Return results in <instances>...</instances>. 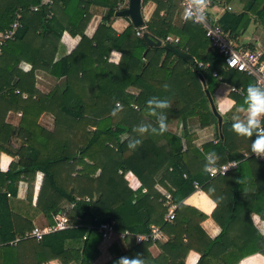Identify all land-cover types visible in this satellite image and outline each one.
I'll return each mask as SVG.
<instances>
[{
  "label": "trees",
  "instance_id": "trees-1",
  "mask_svg": "<svg viewBox=\"0 0 264 264\" xmlns=\"http://www.w3.org/2000/svg\"><path fill=\"white\" fill-rule=\"evenodd\" d=\"M39 1L0 0V32L10 27L17 13L22 14V28L17 32L14 41H8L3 46L0 54V156L2 150H6L4 146L14 133L28 147L27 151L10 153L12 156L17 154L19 161L12 163L7 173L0 172V211L9 209L7 197L1 192L2 188L15 190L21 181L27 180L31 195L29 200H32L34 190L32 182L37 172L43 173L45 177L36 206L51 223L54 224L52 218L62 211L64 204H72L77 199L79 202L69 213L74 227L48 235L42 242L28 240L32 251L37 255L43 253L45 249L54 253L58 250V247L55 248L56 242H60V252L62 250L64 254H71L73 245L83 242L82 251L78 250L77 255L72 258L78 264H93L100 254L98 246L104 240L96 229L101 223L115 222L117 232L129 231L133 235H148L151 233V226L158 225L170 238V246L165 249L168 257L164 255L161 260L153 261L149 255L143 254L150 245L143 244L139 248L131 249L132 253L129 251L127 256L119 255L114 264H118L121 257L133 258L137 255L145 258L146 264H176L174 258L180 250L184 253L182 260L189 252L197 251L201 255L199 264H204L212 260L204 246L210 247L212 251L217 243L224 241L230 226L242 222L245 232L248 229L252 230L254 226L250 214L253 210L258 212L264 210V206L263 208L259 206V203L264 204V164L257 163L254 157L243 158L245 152L252 153L251 137L238 136L228 124L223 125L219 132L217 117L213 114L205 94V90H208L213 96V81L217 79L213 77V72H217L229 84L243 88L245 92L251 84L249 77L235 70H225L224 60L215 49L209 53L200 51L199 46L205 32L192 20H187L178 30L180 42L177 48L187 52L198 62L209 63L208 69L197 68L195 63L184 60L165 47L150 48L143 57L142 50L145 51L147 45L143 39L131 40L134 28L130 27L113 41L121 43L130 41L134 49L141 52L133 57V53L129 54L130 61L127 60L126 64L122 62L116 67L117 72H113L110 67L114 66L108 64L106 60L111 48L114 47L113 42L105 41L102 44L98 36L93 39L85 36L91 16L85 15L86 6L82 7L84 1L53 0L52 7L42 6L39 12H32L31 8ZM118 1L89 2L104 4L113 13ZM149 1L151 0H144V3ZM152 1L158 7L153 15V23L147 28L152 36L163 40L167 32L160 30L161 26H157L155 20L159 18L163 7L175 8L174 0H166L165 3L160 0ZM215 1L226 7L233 0ZM239 2L243 5L242 13L226 11L219 21L220 26L234 38L249 28L251 16H255L264 25V0ZM59 11L65 14L66 22L69 23L68 29L59 22ZM56 23L61 26L59 34L55 30ZM72 24L74 30L71 29ZM40 28L43 33L37 35ZM100 28L101 32L104 28ZM63 31H68L72 36L78 34L82 40L71 55L53 65L56 46ZM37 36L41 39V44L39 41L32 42ZM93 44L96 47L92 48ZM164 53L173 55L178 64L172 68H162L160 59ZM126 55L127 52L124 51V60ZM24 58L32 63V70L28 73L21 72L17 67L18 62ZM143 58L147 63L142 74H138L137 69L141 66ZM40 67L54 77L66 78V89L62 92L53 91L45 96L37 92L34 89L35 71ZM178 67L183 68L185 73L177 71ZM104 68L109 71L106 77L102 75ZM57 70L60 71L57 73ZM96 71L101 75L96 74ZM160 74L164 75L162 80L158 79ZM15 78L17 80L13 82ZM201 78L205 79V89ZM172 83H175V86H172ZM89 84L96 92L86 97L84 90ZM164 85H167V88L163 89ZM132 86L140 89L137 97L126 92L127 88ZM15 92L19 93L16 95ZM25 95L28 97L24 100ZM153 96L168 99L170 107L165 110L167 116L184 119V126L187 125L185 120L190 117L199 118L200 128L214 126L216 139L199 147L193 145L190 139H186L187 150L182 153V138L168 131L162 134L146 133L140 137V134L134 131L137 125L155 123V117L149 114L146 105V101ZM93 97L94 102L91 103L90 99ZM237 100L242 101L243 108L246 107L245 98ZM118 103L119 107L116 106ZM131 104L137 105L139 111L131 109ZM114 109L119 111L112 115ZM18 111L22 112V119L18 129L14 130L6 124L5 118L9 112ZM44 113H51L55 117L52 131L39 125ZM124 134L128 137L122 142L121 136ZM137 138L141 139L137 148L128 149V140ZM212 151L217 155V167L237 160L240 162L238 169L225 177L211 178L203 169L205 153ZM195 164L199 165L197 169L190 168ZM128 172H132L141 183L137 191L130 189L125 180ZM200 174L203 175L201 179ZM247 178L249 180L246 182ZM166 181L171 182L175 189L168 187ZM249 181L254 185L249 184ZM195 182L199 188L200 185L207 184L203 190L218 206L213 219L222 228V233L213 241L206 238L200 229L201 222L206 219L205 215L196 212V216L187 217L183 214V209L187 208L181 204V200L196 190ZM158 185L171 195L168 193L163 195L157 188ZM209 188L213 189L211 193L208 191ZM249 190H254V193L251 195ZM183 191L184 196L179 198L177 192ZM244 192L246 193L243 194ZM166 195L171 196L169 201ZM244 197L246 198L243 199ZM253 199L257 208L249 210L247 204L243 205L242 213L245 212L247 217L243 219L239 216L238 207L244 201ZM167 202L178 207L175 210V219L166 222L163 214L159 212V207L163 211L162 205L164 207ZM228 204L231 205L230 210H224V206L228 207ZM221 211L222 218H219ZM80 226L83 229H76ZM0 232L3 241L12 239L10 232L6 231V235L2 226ZM24 234L25 232L20 236ZM184 238L187 239V243L184 242ZM128 240L133 241V238ZM243 242L247 247V241ZM200 243L203 246L198 248L197 245ZM253 246L251 251L241 250L242 254H245L242 258L254 254L264 256V238L258 231ZM6 253L5 248L0 249V257L4 258ZM60 254L57 253L58 256ZM57 255L54 253L49 260L58 259Z\"/></svg>",
  "mask_w": 264,
  "mask_h": 264
},
{
  "label": "crops",
  "instance_id": "crops-1",
  "mask_svg": "<svg viewBox=\"0 0 264 264\" xmlns=\"http://www.w3.org/2000/svg\"><path fill=\"white\" fill-rule=\"evenodd\" d=\"M81 1L85 2V4L82 6L83 8L84 6H86L84 8L86 10L85 15L91 16V19L85 30V36L88 39H93L96 36H98L102 44L105 41L109 43L111 41L113 42L114 47L111 48L112 50L106 60L108 61V64L114 66V67H110L111 70L113 72H117L116 67L121 65L122 62L123 64H126L129 54L133 53L132 57L135 54L137 56L139 55V52H141V50L134 49L133 44H131L130 41L128 43L115 42L113 41L114 38L124 34V32L130 27L134 28V34L133 36H131V40L143 39V35L145 33H149L152 36V34L148 31L147 27L153 23L152 22L153 15L158 5L152 0L147 3H144V0H142L141 14L143 17L144 26L137 29L132 25L129 18L115 16L116 12L126 9L128 7L129 0H119L118 6L116 7L113 13H111L109 10V7L104 4H98L97 2H89L90 0H81ZM160 1H162V3L166 2V0H160ZM173 4L175 8L168 9L166 7H163L161 9L160 16L159 18L155 20V23L158 24L157 26H161L160 30L167 32L166 37L170 36L173 38H179L180 40V36L178 35L177 32L179 29H181L186 24V21L183 18V12L178 3V0L177 2L176 0H174ZM228 6L232 8L231 11L226 10V7ZM228 6L226 7L219 6L213 9L211 13L212 19H214V21H218L219 23L220 19L223 17L226 11L232 12V13H238V14L243 12V5L240 4L239 0H233ZM58 13L60 14L58 17L59 22H61L62 26L65 25L66 28L68 29L69 23L66 22L65 14L62 13L61 11H59ZM255 21H256V17L251 16V23H250L249 28L246 31L242 32L241 35L237 38H234L233 35L231 36L235 44L238 46H242L244 48H249V49H257V50L264 52V29L257 30L259 25L256 24ZM100 27L104 28L101 32H100V29H101ZM260 28H263V27H260ZM71 29L74 30L73 24L71 25ZM55 30L57 31L58 34L60 33V30H61L60 24L59 25L57 23L55 24ZM137 31H140L142 33V36H138ZM40 32L43 33L42 28H40V30L37 32V35H39ZM38 37L39 36H37V38H33L32 42L34 43H37L38 41L40 42L41 39H39ZM152 37L156 41H159L161 43V46L152 47L145 42L147 45L146 47L147 49H144L145 51L142 50L143 57H145V54L149 51L150 48H162V47L167 48L168 45H171L177 48V45L167 43L165 41L166 37L163 40L155 36H152ZM81 40L82 38L80 35L76 34V36H72L68 31H63L61 33L59 42L57 43V46H56L53 65L57 64L62 59H65L66 57L71 55L77 49ZM93 47H96V45L93 44L92 48ZM179 50L188 54L182 49H179ZM199 50L204 53H209L211 50H213L209 41H207L205 37L200 43ZM124 51L127 52L125 60L123 58ZM26 58H28V56H26ZM192 58L194 59V61H197L194 57ZM128 61H130V59ZM142 61L143 62L141 66H139L137 69L138 74H142L144 70V65L147 63V61L144 58L142 59ZM172 62H174L173 65H171ZM177 64H178V61L175 60L173 55H167V53L161 54L160 66H162V68H172ZM17 67H18V70H20L21 72L28 73L32 70V63L28 60H25L24 58L18 62ZM43 69L40 67L39 70L35 71L34 89L37 92H40L42 95L45 96V95L51 94L53 91L62 92L66 89L67 87L66 78L54 77L48 71H45ZM104 70L105 71L102 75L106 77L109 71L106 68H104ZM225 70H228V69H225ZM59 71L60 70H57L56 72L58 73ZM177 71L184 72L183 68L181 67H178ZM96 74H100L99 71H96ZM246 76L249 77V79L251 80V84L255 85V79L248 75ZM163 78H164V75H161V74L158 75L159 80H162ZM16 80L17 78H15L13 82H15ZM213 82H214L213 96L212 95L211 96H212V99L214 101V104L219 114L222 117V125L219 126V123H218V129H219V132H221L222 126L225 124L231 125V123L233 122V119H236V118L245 119L246 118L247 113L243 108L244 104L242 103V101L237 100L239 98H245L246 92L243 90V88L237 87L235 85H231L229 84V82L224 81L222 78L221 80L216 79ZM172 86H175V83H172ZM203 86L205 89L206 82L203 84ZM232 87L242 89L245 94L242 96L238 93L233 92ZM88 88H91L90 84ZM164 88L165 87L163 86V89ZM126 92L137 97L140 94V89L137 86H132V87L127 88ZM27 95L23 96L24 100L27 99L26 98L28 97ZM90 102L91 103L94 102V97L90 99ZM132 105H135V104H131L130 107ZM131 109H133L134 111H139L140 108L136 110L131 107ZM21 119H22L21 111L9 112L5 118V122L7 125H9L14 130H16L20 126ZM183 120L184 119L182 118L168 116V120H167L168 127L166 130L172 133L173 135H176L182 138V144H183L182 153H184L187 150L186 139H190L193 145H195L196 147H199L203 143H206L215 138L214 126H210L208 128H200L198 126V120H199L198 117H190L186 119L185 121L187 122V125L185 126L183 125ZM54 122H55V117L51 113H44L39 120V125L48 131H52ZM127 137L128 136L126 134L122 135L121 141L123 142L124 140L127 139ZM4 148L6 150L5 151L2 150V154L0 156V172L3 174L9 171L10 165L12 163H17L19 161V156L17 154L16 156H12L10 155V153H17L20 151L28 150L27 145L21 139H19L17 134L15 133L11 136L10 141L4 146ZM184 161L186 162L185 158H184ZM256 162L260 164H264L263 162H260L257 159H256ZM198 166L199 165L195 164V165H192L190 168L197 169ZM202 176L203 175L200 174V178L199 177L198 178L201 179ZM44 177L45 176L43 173L41 172L36 173L34 181L32 182L34 190L32 193L31 201L29 200L31 195L28 189V183L26 182L27 180L21 181L19 185L17 186V189L15 190L12 188H8V187L2 188L1 192L2 194H5L7 197L6 200L8 202L9 209L2 211V212L0 211V229L2 226L4 233L6 235H7L6 231H9L10 232L9 235L12 236V239L3 241L2 232H0V249L5 248L7 251V253L5 254L6 256L4 258L0 257V264L2 263L3 264H35V263L36 264H78L77 262L74 261L72 257L73 256L75 257L77 255L78 250L82 251L83 242L81 244L76 243L75 245H73L74 248H72L73 252L71 254H64L62 250L60 252V249H61L60 248L61 245H59L60 242H56L55 248L58 247V250L55 251L54 253L56 255L57 253H61V254L59 256L57 255L56 258L58 259H55V260H49V257H53V254H54L50 250L45 249V251H43V253H40L39 255L34 253V251H32L33 248H31L30 244H28L27 242L28 240H23V241L14 243L16 238L20 236L23 232L27 233L33 230L35 227L43 228V227L53 224L51 223V220L47 216H45V214H43L39 209H37V206H36ZM125 180L127 181L129 188L132 189L133 191H137L141 187L140 181L132 172L126 173ZM248 180L249 179L247 178L245 181L247 182ZM9 183L10 182L8 181L7 184L9 185ZM165 183L168 187L175 189L174 187H172L173 184H171V182L166 181ZM249 184H251L250 181H249ZM251 185H254V184H251ZM204 186L200 185L199 189H196V190L194 189V192L192 194H190L188 197H184L181 200L182 201L181 204L184 205L185 208H187V209H183V214H186L187 217H191V215L196 216V212H199L206 216V219H204L200 224V229L203 232L204 236H206V238L213 241L221 235L222 228L213 219V214L217 210L218 206L204 192L203 190ZM157 188L160 189V192L163 195L164 193H168L171 195V193L169 191H166L164 188H162V186L158 185ZM245 193L246 192H244L243 194ZM249 193H251L252 195L254 193V190H249ZM8 194L9 195L11 194V197L8 196ZM177 195L179 196V198L184 196V191L183 193L177 192ZM252 197H255V196H252ZM245 198L246 197H244L243 199ZM263 203H264V198H263ZM246 204L249 210L257 208L256 207L257 204L254 202V199L248 202L244 201L241 206L240 205L239 207L237 206L240 211L239 216L242 217L243 219L247 218L246 213L245 212L242 213L243 205H246ZM224 205H227V204L224 203ZM69 206L70 204H64L62 206V210L65 208H69ZM230 206L231 205H229L228 207L224 206V210H230L229 209ZM259 206L263 208L264 204L259 203ZM162 209L163 211L159 207V212L163 214L164 221L167 222L166 215L168 211H167V208L165 207V204H164V207L162 205ZM221 214H222V211L219 212V218H222ZM229 215H231V213ZM55 216L52 218V222H54ZM250 219L254 226L252 230L248 229V231L245 232L242 227V222L241 223L236 222L235 224L230 226L227 234L225 235L224 241L221 243H217L213 247L212 251L210 250V247L204 246V250L210 253L209 257L210 259H212L211 261L209 260L204 264H264V256L261 254H254V255L242 258L243 255L245 254H242L241 250L251 251L252 249L251 247L255 243L256 231H258L260 235H262L264 238V210H260L259 212L257 210H253V213L250 214ZM152 227L159 229L160 235L156 237L155 240H152L148 243L147 242L138 243L136 242L134 237H132L133 241L128 240V238H131V237H127L123 239L120 237L121 233L116 231L113 235H111L107 239H104L101 242V244L98 246V251L100 254L93 264H114V261L119 255L127 256V254L129 253L131 249L139 248L143 244L150 245L147 252L143 254L149 255L153 261L161 260L164 257V255L168 257L165 249L168 246H170L169 245L170 238L167 236V234L162 230L160 226L152 225L151 228ZM80 228L83 229L82 226L76 229H80ZM137 235H143V234H137ZM29 240H32V239H29ZM244 240L247 241V247L244 245V242H243ZM184 242L187 243L186 238H184ZM197 246L199 248L203 246V244L200 243ZM130 252L132 253V251ZM244 253H247V252H244ZM183 254H184L183 250H180L177 253V255L174 258L176 260L175 262L176 264H199L201 255L197 251L189 252L187 256H185V258L182 260Z\"/></svg>",
  "mask_w": 264,
  "mask_h": 264
},
{
  "label": "built area",
  "instance_id": "built-area-1",
  "mask_svg": "<svg viewBox=\"0 0 264 264\" xmlns=\"http://www.w3.org/2000/svg\"><path fill=\"white\" fill-rule=\"evenodd\" d=\"M53 4V0H40L36 6L31 8V11L39 12L42 6L52 7ZM179 5L182 9L183 18L185 21L192 20L195 24H198L203 28L206 40L209 41L211 47L215 49L223 58L225 69L235 70L253 77L255 79V85L264 88V52L257 49H249L236 45L231 34L229 32H226L220 26L218 21H214V19H212V10L216 7L221 6L219 2H216L215 0H179ZM226 10L231 11L232 8L228 6L226 7ZM21 28L22 14L17 13L16 19L13 21L10 27L0 32V54L2 53L3 46L8 41L15 40L17 32ZM137 35L142 36V33L140 31H137ZM165 41L169 44L174 45H178L180 42L179 38H173L170 36H167ZM194 63L199 69H208L210 67L209 63L204 64L198 61H194ZM213 77L221 80V77L217 72H213ZM232 91L242 96L245 94L242 89H238L236 87H232ZM116 106L119 107L120 104L118 103ZM132 108L136 110L139 109L137 105H132ZM261 126H264V123L262 121ZM251 157H254L258 161L264 163V155L258 156L253 153L243 154L244 159H249ZM239 165V161L231 160L226 164L217 167V171L215 173H208L213 179L217 177H225L229 173L237 170ZM194 187L196 189H199V185L197 182L194 183ZM8 196L10 195L8 194ZM166 198L169 201L171 196L166 195ZM86 201H89V199H86ZM78 202L79 199H77L76 202L70 204L69 208H65L61 212H59L55 216L54 224L48 225L43 228L35 227L33 230L25 233L24 235L18 236L14 243L29 239L41 242L48 235L56 234L73 228L74 224L69 218V213L76 207ZM165 206H168L166 220L173 221L175 219V210L177 208L176 205H171L169 202H167ZM96 229L98 233L102 235L103 239H107L116 232L115 222L101 223L96 227ZM150 229L151 233L148 235H133L129 231H125L120 234V237L123 239L127 237H134L136 242L138 243H148L152 240H155V238L160 235L159 229L153 227Z\"/></svg>",
  "mask_w": 264,
  "mask_h": 264
},
{
  "label": "clouds",
  "instance_id": "clouds-1",
  "mask_svg": "<svg viewBox=\"0 0 264 264\" xmlns=\"http://www.w3.org/2000/svg\"><path fill=\"white\" fill-rule=\"evenodd\" d=\"M167 88V85H164ZM148 112L155 117V123H141L134 128V131L140 134H162L167 130L168 116L165 110L169 109L170 103L166 98L153 96L146 101ZM244 110L247 115L245 119H233L230 128L238 135L251 137L250 149L253 154L264 155V126L261 121L264 120V88L250 84L246 89ZM119 109H114L111 113L115 115ZM141 143V139H130L127 142V148L135 150ZM217 155L214 151L205 153L204 171L215 173L217 171ZM209 193L213 191L209 188ZM219 200V197H217ZM118 264H146L145 258L137 255L133 258L121 257Z\"/></svg>",
  "mask_w": 264,
  "mask_h": 264
},
{
  "label": "water",
  "instance_id": "water-1",
  "mask_svg": "<svg viewBox=\"0 0 264 264\" xmlns=\"http://www.w3.org/2000/svg\"><path fill=\"white\" fill-rule=\"evenodd\" d=\"M141 9H142V0H129L128 7L126 9H123L121 11L116 12L115 16L116 17L129 18L132 25L138 29V28H141L144 26L143 17L141 14ZM143 39L145 40V42L148 45H150L152 47L161 46V43L159 41H156L149 33H145L143 35ZM167 48L169 50H172L173 52H175L181 58H183V59H185L191 63H194V59L192 57H190L188 54L182 52L181 50H179V49H177L171 45H168ZM201 81L203 82V84L205 83L203 78H201ZM205 94H206L208 101L210 103L212 112L217 117L219 126H221L222 125V117L219 114V112H218V110L214 104L212 96L208 90L205 91Z\"/></svg>",
  "mask_w": 264,
  "mask_h": 264
},
{
  "label": "rangeland",
  "instance_id": "rangeland-1",
  "mask_svg": "<svg viewBox=\"0 0 264 264\" xmlns=\"http://www.w3.org/2000/svg\"><path fill=\"white\" fill-rule=\"evenodd\" d=\"M255 23L256 24H258L259 26H258V28H257V30H263L264 29V25L263 24H261V22L259 21V20H257L256 19V21H255ZM260 27H263V28H260ZM91 86V85H90ZM92 87V86H91ZM93 88V87H92ZM95 90L94 89H91V88H86L85 90H84V95L87 97H89L90 95H94L95 94Z\"/></svg>",
  "mask_w": 264,
  "mask_h": 264
}]
</instances>
